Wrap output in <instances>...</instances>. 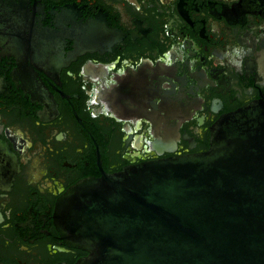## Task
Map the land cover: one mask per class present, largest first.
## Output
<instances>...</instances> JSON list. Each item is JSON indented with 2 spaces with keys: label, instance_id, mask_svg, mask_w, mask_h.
<instances>
[{
  "label": "flooded vegetation",
  "instance_id": "flooded-vegetation-1",
  "mask_svg": "<svg viewBox=\"0 0 264 264\" xmlns=\"http://www.w3.org/2000/svg\"><path fill=\"white\" fill-rule=\"evenodd\" d=\"M0 264H74L54 200L206 152L264 90V0H0Z\"/></svg>",
  "mask_w": 264,
  "mask_h": 264
},
{
  "label": "water",
  "instance_id": "water-1",
  "mask_svg": "<svg viewBox=\"0 0 264 264\" xmlns=\"http://www.w3.org/2000/svg\"><path fill=\"white\" fill-rule=\"evenodd\" d=\"M207 138L204 153L90 176L59 195L58 243L87 254L74 264H264V90Z\"/></svg>",
  "mask_w": 264,
  "mask_h": 264
}]
</instances>
